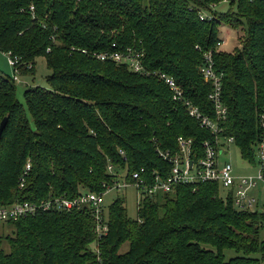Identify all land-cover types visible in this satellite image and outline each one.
<instances>
[{"label":"trees","instance_id":"trees-1","mask_svg":"<svg viewBox=\"0 0 264 264\" xmlns=\"http://www.w3.org/2000/svg\"><path fill=\"white\" fill-rule=\"evenodd\" d=\"M220 2L0 0V51L16 56L19 73L33 72L39 56L50 69L49 87L24 89L32 126L14 80L0 71V121L8 118L0 136V205L52 192H102L116 179L109 164L114 172L143 166L166 174L169 163L151 138L174 151L176 136L183 135L202 154L209 131L171 99L162 82L80 51L114 42L143 48L145 66L172 75L209 115L211 86L198 67L211 52L227 110L222 135L232 136L241 157L255 165L258 113L264 110V0H229L213 19L200 18V11ZM221 24L242 31L233 52L218 49ZM26 162L31 168L19 188ZM107 208L108 231L96 241L97 252L89 211H46L8 221L3 231L11 233L0 234V264H264V211L236 209L216 183L181 184L146 196L135 217L127 215L122 197ZM226 249L236 255L225 259Z\"/></svg>","mask_w":264,"mask_h":264},{"label":"built area","instance_id":"built-area-1","mask_svg":"<svg viewBox=\"0 0 264 264\" xmlns=\"http://www.w3.org/2000/svg\"><path fill=\"white\" fill-rule=\"evenodd\" d=\"M221 2L228 4L229 0H221ZM216 6L217 4L212 3L209 10L200 11V18L213 19ZM30 8L33 9L32 6ZM222 42L224 41L217 44L218 49ZM80 51L96 60L121 64L130 71L156 78L169 89L171 99L183 105L188 115L197 120L201 128L208 130L211 136L201 142V155H197L193 148V141L189 137L176 136L174 151L161 148L160 144L151 138L155 152L163 161L169 163V170L166 174H161L155 169L148 171L143 166L131 172H126L123 169L114 172L113 166L109 164L107 170L115 174L116 179L112 183L105 184L102 192L79 189L78 193L71 197L52 192L37 201L23 200L0 205V229H4L8 221L40 212L86 210L94 219L96 240L93 250L97 252L96 241L105 236L108 231V204L105 203L104 196L111 190L134 187L138 194V208L144 197L172 192L177 185L193 184L196 187L201 182H213L219 185L224 195H230L233 206L238 210L253 211L255 207L261 205L259 195L263 194L264 197V110L258 113L261 135L256 145L257 162L254 165L256 170L253 173L237 174L229 161L219 160V154L225 153L234 143V139L232 136L222 135V122L226 118L227 110L222 101V75L215 70L211 52L203 54V61L198 70L203 80L211 86L207 99L212 104L213 115L205 113L189 99L183 85L172 75L160 69L146 67L144 64L145 52L141 47L128 44L120 45L114 42L106 48L92 50L82 48ZM7 55L9 65L14 71L12 79L17 80L18 59L11 53ZM120 153L123 154L122 151ZM193 156L196 158L195 160H193ZM30 168V162H26L19 177V188L24 186Z\"/></svg>","mask_w":264,"mask_h":264},{"label":"rangeland","instance_id":"rangeland-1","mask_svg":"<svg viewBox=\"0 0 264 264\" xmlns=\"http://www.w3.org/2000/svg\"><path fill=\"white\" fill-rule=\"evenodd\" d=\"M228 8V4L226 2H220L216 6V10L218 11H224ZM219 36L224 41L220 44L219 50L226 51V52H233L235 48L239 47V39L237 38L242 35V31H236L235 28H233L231 25L227 24H221L219 26ZM0 71L3 75H5L7 78L12 80L14 71L12 66L9 65L8 62V55L5 53H2L0 51ZM50 73V69L47 68V65L45 63V59L42 56H39L35 59L34 64V70L33 72L29 73H17V80H14V86H15V94L18 99V101L22 104L24 107V110L26 112V116L28 118L29 124L32 126V119L27 111L25 99H24V89L26 87H32V86H42V87H49V83L47 82L46 78ZM254 156L256 158V150L254 152ZM219 160L220 161H229L234 169V172L237 174H245L249 172H255L256 167L249 163L247 160L243 159L241 157V154L239 152V149L237 146L233 143L229 146V149L226 150L224 153L219 154ZM221 195H224L223 190L220 188ZM138 194L136 192V189L132 186H129L127 188H121L119 190H111L110 192H107L104 196L105 203L110 204L113 202L117 197H122L124 199V206L126 208V213L129 217H135L136 216V210H137V199ZM259 198L261 200V205L258 207H255V210L264 211V197L263 194L259 195ZM6 228V227H5ZM1 233H11L10 228H7L5 231L3 229H0ZM259 238L260 240L264 241V221L262 228L259 232ZM3 248L7 251L9 249V246L7 244L6 240H3L2 242ZM124 250L127 248V242L123 244L122 249ZM225 259H228L234 255H236V252L232 249H226L224 250Z\"/></svg>","mask_w":264,"mask_h":264},{"label":"water","instance_id":"water-1","mask_svg":"<svg viewBox=\"0 0 264 264\" xmlns=\"http://www.w3.org/2000/svg\"><path fill=\"white\" fill-rule=\"evenodd\" d=\"M7 120H8L7 117H3L1 119V121H0V136H1L3 130H4L5 126H6Z\"/></svg>","mask_w":264,"mask_h":264}]
</instances>
